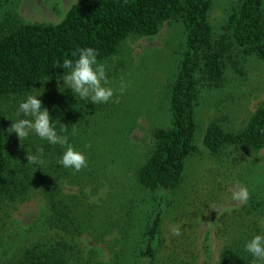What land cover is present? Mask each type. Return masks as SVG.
<instances>
[{
	"label": "rangeland",
	"instance_id": "374dc122",
	"mask_svg": "<svg viewBox=\"0 0 264 264\" xmlns=\"http://www.w3.org/2000/svg\"><path fill=\"white\" fill-rule=\"evenodd\" d=\"M78 1L0 0V21L12 15L24 24L55 25ZM236 2L214 0L209 20L215 36L223 33L224 22ZM184 45V28L177 20L164 23L155 36H130L115 55L100 61L106 65L114 89L110 101L94 105L75 98L77 113L72 132H78L76 148L88 161L87 167L76 172V184H64V192L75 195L79 189L80 195L89 194L94 207H101L95 209L98 220L114 224L102 242L95 243L91 235L81 238L83 249L96 255L92 264H112L124 243L123 263L130 255L135 258L129 264L148 262L141 232L161 193L138 188L136 173L154 145L153 132L169 125L170 87ZM122 81L126 84L123 91ZM62 84L56 79L43 86L39 98L44 107L47 99L60 107L61 97L73 96L70 89L60 88ZM20 101L9 102L14 113ZM260 106H264V61L255 56H245L235 49L225 62L219 84L200 81L195 107L196 152L186 162L180 188L163 201L160 234L155 243L156 264H218L225 246L244 244L253 234L264 232V149L245 153L227 146L212 156L203 144L212 121L237 132ZM46 108L50 111V106ZM51 110L55 112L54 107ZM237 185L248 187L247 201L231 199ZM6 210L9 212L0 213V258L16 254L24 238L54 233L46 226L39 196L33 195L15 209ZM173 227H179L181 235H173Z\"/></svg>",
	"mask_w": 264,
	"mask_h": 264
},
{
	"label": "trees",
	"instance_id": "16d2710c",
	"mask_svg": "<svg viewBox=\"0 0 264 264\" xmlns=\"http://www.w3.org/2000/svg\"><path fill=\"white\" fill-rule=\"evenodd\" d=\"M213 2L79 0L55 25L24 24L12 15L0 21V213L15 209L33 195L39 196L46 226L54 232L51 236L24 238L22 249L9 259L0 258L1 264H92L96 255L83 249L81 238L91 235L95 243L102 242L114 227L109 221L106 224V220H98L95 209L101 207H94L89 194L80 195L79 189L75 195L64 192V184H76L73 179L77 180V175L57 163L63 148L35 137L20 142L15 134L7 133L11 125L8 119L15 118L9 102L22 100L25 94L36 91L34 87L46 86L62 76L65 70L60 66L65 59H74L78 48L92 47L98 52L97 59L104 61L115 55L130 36H155L164 23L177 20L184 28L185 45L170 87L169 125L153 132L154 145L136 173L138 188L161 193L141 232L146 264H156L155 243L160 234L163 201L180 188L186 162L196 152L195 107L200 81L219 84L225 62L235 49L264 61V0H237L219 36H215L209 20ZM60 99V107L53 99L46 100V107L50 106L53 119L66 125L62 134L76 148L78 132H72L76 99L69 94ZM34 144L44 147L47 156L39 169L26 164V152ZM203 144L212 156L227 146L245 153L263 150L264 106L258 107L237 132L212 121ZM125 232L122 230V236ZM125 245L122 254V249L115 253L112 264H129L135 258L130 255L122 262ZM218 264H252V257L244 251V244L227 245L219 254Z\"/></svg>",
	"mask_w": 264,
	"mask_h": 264
},
{
	"label": "clouds",
	"instance_id": "9594fccd",
	"mask_svg": "<svg viewBox=\"0 0 264 264\" xmlns=\"http://www.w3.org/2000/svg\"><path fill=\"white\" fill-rule=\"evenodd\" d=\"M73 57L74 59H65L60 66L65 70L62 76L57 77L58 81L63 82L60 88L64 91L70 89L74 98L88 100L94 105L109 102L114 96V89L110 86L106 65L97 59V50L92 47L78 48L73 53ZM125 87L126 84L122 81L121 91ZM34 89L36 91L25 94L18 103L15 118L8 119L11 125L7 133L15 134L20 142L35 137L40 141H46L50 146L59 145L63 148V152L57 163L73 172L81 171L87 167L85 153L69 143L68 136L62 134L67 130L66 125L59 119H53L49 110L43 106L39 97L42 96L44 88L34 87ZM57 124L61 126L58 128ZM46 159L45 148L38 144H34L32 150L26 152V164L34 168L43 167ZM237 188L238 190L232 192L231 199L247 201L250 195L248 187L237 185ZM171 231L175 236L181 235L179 227H173ZM244 251L252 257V264H264V232L255 233L246 240Z\"/></svg>",
	"mask_w": 264,
	"mask_h": 264
}]
</instances>
